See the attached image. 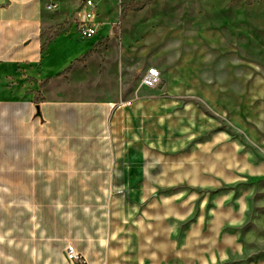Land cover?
I'll use <instances>...</instances> for the list:
<instances>
[{
	"label": "crops",
	"instance_id": "obj_1",
	"mask_svg": "<svg viewBox=\"0 0 264 264\" xmlns=\"http://www.w3.org/2000/svg\"><path fill=\"white\" fill-rule=\"evenodd\" d=\"M95 2L101 27L84 39L76 24L83 0H0V65L48 71L59 61L43 80L57 93H97L112 81L126 90L130 77L155 67L157 90L177 100L195 91L226 103L229 92L245 90L264 107V0H151L123 18L121 0ZM40 91L0 98V264H109L114 102L40 101ZM146 101L147 117L154 101L168 105L158 94ZM152 214L138 223L147 243L154 242L153 224L168 230V213ZM68 246L85 263L69 260Z\"/></svg>",
	"mask_w": 264,
	"mask_h": 264
},
{
	"label": "rangeland",
	"instance_id": "obj_2",
	"mask_svg": "<svg viewBox=\"0 0 264 264\" xmlns=\"http://www.w3.org/2000/svg\"><path fill=\"white\" fill-rule=\"evenodd\" d=\"M150 1L121 0V17ZM54 32H47L50 40ZM101 46L114 53V44ZM61 65L58 61L48 71L0 65V98L20 97L39 86L40 101L95 97L114 102L109 264H264V107L253 99L255 91L229 92L232 99L226 103L195 91L177 100L175 93L159 92V85L146 88L133 76L126 90L112 81L97 93H57L43 80ZM23 83L31 85L29 92ZM156 94L168 105L154 101L147 117L144 103ZM156 211L168 213V230L162 233L153 219L154 242L147 243L138 223L140 216Z\"/></svg>",
	"mask_w": 264,
	"mask_h": 264
},
{
	"label": "built area",
	"instance_id": "obj_3",
	"mask_svg": "<svg viewBox=\"0 0 264 264\" xmlns=\"http://www.w3.org/2000/svg\"><path fill=\"white\" fill-rule=\"evenodd\" d=\"M52 9L53 6H48ZM97 4L95 0H83V10L77 18V31L84 39H90L98 35L101 24L98 21ZM162 81V75L159 69L151 67L142 77V85L155 88ZM67 257L69 260L77 263H85V258L73 247L67 249Z\"/></svg>",
	"mask_w": 264,
	"mask_h": 264
},
{
	"label": "trees",
	"instance_id": "obj_4",
	"mask_svg": "<svg viewBox=\"0 0 264 264\" xmlns=\"http://www.w3.org/2000/svg\"><path fill=\"white\" fill-rule=\"evenodd\" d=\"M123 18V17H122Z\"/></svg>",
	"mask_w": 264,
	"mask_h": 264
}]
</instances>
